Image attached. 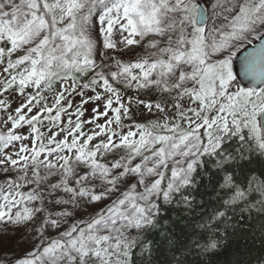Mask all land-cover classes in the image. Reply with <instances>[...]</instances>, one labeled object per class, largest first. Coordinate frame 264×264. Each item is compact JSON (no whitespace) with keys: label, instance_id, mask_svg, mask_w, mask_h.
<instances>
[{"label":"snow or ice","instance_id":"snow-or-ice-1","mask_svg":"<svg viewBox=\"0 0 264 264\" xmlns=\"http://www.w3.org/2000/svg\"><path fill=\"white\" fill-rule=\"evenodd\" d=\"M0 65V225L36 237L8 264H152L153 230L187 264L184 213L264 217V0H0Z\"/></svg>","mask_w":264,"mask_h":264},{"label":"trees","instance_id":"trees-1","mask_svg":"<svg viewBox=\"0 0 264 264\" xmlns=\"http://www.w3.org/2000/svg\"><path fill=\"white\" fill-rule=\"evenodd\" d=\"M147 39L149 38H145L142 44H146ZM139 46L138 50L135 51V55L138 57L143 55V47L142 45ZM0 131H2L1 128ZM232 146H235V142ZM256 178L259 179L258 174H256ZM200 191H203V189ZM208 191H211L210 186ZM217 191L219 192V189ZM197 199L214 201L216 198L214 196L198 195ZM214 207H216L214 203H208L197 207L192 213H184V216L187 217L184 222L194 220L196 231L201 233L204 238L201 235L192 236L188 242V250L182 249L181 258L186 257L187 264H258L259 259L264 256V245L261 244V225L264 224V217L258 215L255 209L250 212L247 206L236 207L228 211L229 218L220 223L219 228H217L215 223H209V215L213 212ZM166 215L175 218L177 211L172 210ZM14 230L21 239L29 237L32 232L31 227L27 230ZM191 231L192 229H189V232ZM13 234L15 233L11 232L5 240H0V252L5 247L10 248L12 246L13 242L10 241V238ZM221 237L224 238L221 241V246L214 253L201 250L197 254L192 250L196 241H199L201 249H203L206 241L213 238L219 240ZM146 238L153 242L152 264H169V262H172L171 245L165 243L163 234H160L158 230H153L146 234ZM135 256L139 257V250L135 251ZM137 264H139V261H137Z\"/></svg>","mask_w":264,"mask_h":264},{"label":"rangeland","instance_id":"rangeland-1","mask_svg":"<svg viewBox=\"0 0 264 264\" xmlns=\"http://www.w3.org/2000/svg\"><path fill=\"white\" fill-rule=\"evenodd\" d=\"M255 42H257V41H253V44ZM252 45H248V47L249 46H252ZM139 47H140L139 45H134V46H132L131 51H126L125 53H119V54L118 53H113V54L114 55H117V58L123 59V60L127 61V60L133 58V53L135 54V51H137ZM243 50H241V52ZM135 57H138V56L135 55ZM2 68H3V66L0 65V71H2ZM55 87L58 88L59 85H56ZM28 91H33L34 92L33 89H29ZM44 95H45V97H46L49 105H51V103H52V101L54 99V95H55L54 91L45 92ZM125 95L126 96H136L137 93L134 92L133 90H127L125 92ZM3 98L6 99V100H9V102L11 103L12 109H14L17 106L18 102H19V98H16L15 101H14L13 100V97L12 96H9L8 94H5V96ZM139 98L140 99H146V100L147 99H153V100H155L158 97L154 93H148V92L142 91L141 93H139ZM72 99H73V104L75 106L76 104H78L80 98L78 96H74ZM84 107L86 109H88V110L85 112V115H84V117H82V119H85L86 120L92 114L91 113V108L93 107V105L88 104V105H85ZM71 111H72V109L69 110V112H71ZM133 111H134L136 120L139 121V122H143V121H145L147 119H153V118H155V117L151 116V114H149L143 108V106H140L139 108H137L134 105L133 106ZM0 116H1V119L5 118V113L0 112ZM100 122H103V121L101 120ZM0 125H1L0 128H1L2 131L6 130L4 125H2V124H0ZM91 128H92L91 125H86L85 126V130L86 131L87 130H90ZM42 131H44L43 128H42ZM125 131H126V129H125ZM95 142L96 141H93V143H95ZM3 179H4V176H3L2 173H0V183L3 182ZM57 210H59V209H57ZM14 229H16L14 226H10V227L6 228L3 225H0V240H2V241L5 240L6 237H9L10 236L11 232L15 233V234H13L12 238H10V241L13 242L12 246L10 248H6L5 247L4 250H2L0 252V264H8V261L9 260H12V259H14L15 256L23 253L30 246V243H35L36 242V237L33 235V232H31V234L29 236V237H31V241L29 243V237H26L25 239H21L17 235V233H16V231ZM49 235L53 236V238H54V233H49Z\"/></svg>","mask_w":264,"mask_h":264},{"label":"water","instance_id":"water-1","mask_svg":"<svg viewBox=\"0 0 264 264\" xmlns=\"http://www.w3.org/2000/svg\"><path fill=\"white\" fill-rule=\"evenodd\" d=\"M258 43H259V42H258ZM258 43H257V44H258ZM251 48H252V47H250V48H248V49H246V50L250 51ZM246 50H244V51H246ZM244 51H243L242 53H240V54L238 55V57H237V60L234 61V68L238 67V58H239V56L243 55ZM243 83L246 84L247 82L244 81Z\"/></svg>","mask_w":264,"mask_h":264}]
</instances>
